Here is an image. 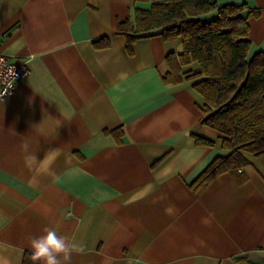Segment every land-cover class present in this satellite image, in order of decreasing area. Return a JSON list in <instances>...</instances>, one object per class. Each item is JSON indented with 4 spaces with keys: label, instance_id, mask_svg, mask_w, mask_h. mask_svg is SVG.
<instances>
[{
    "label": "crops",
    "instance_id": "obj_1",
    "mask_svg": "<svg viewBox=\"0 0 264 264\" xmlns=\"http://www.w3.org/2000/svg\"><path fill=\"white\" fill-rule=\"evenodd\" d=\"M215 1L259 11L247 60L264 52V0ZM151 3L0 0V52L30 67L0 96V264H23L45 228L84 246L70 264H264V155L190 188L230 150L202 123L195 79L163 82L180 37L128 52L117 22Z\"/></svg>",
    "mask_w": 264,
    "mask_h": 264
},
{
    "label": "trees",
    "instance_id": "obj_2",
    "mask_svg": "<svg viewBox=\"0 0 264 264\" xmlns=\"http://www.w3.org/2000/svg\"><path fill=\"white\" fill-rule=\"evenodd\" d=\"M152 1L149 8L135 7L132 16L117 22L116 29L126 37L128 52L140 38L159 35L163 39L180 37L182 52L166 56V84L194 80L193 88L202 96V123L223 135L227 156L216 157L190 184L199 191L219 174L237 170L249 161L243 152L264 155V52L247 60L250 48L248 19L259 11L245 4L218 6L215 0ZM216 11L208 22L197 19ZM110 45L107 36L93 41L95 48ZM193 64L197 68L192 69ZM197 144L212 146L208 138L194 135ZM119 140V139H118ZM23 264H39L26 253ZM234 264H253L238 256Z\"/></svg>",
    "mask_w": 264,
    "mask_h": 264
},
{
    "label": "clouds",
    "instance_id": "obj_3",
    "mask_svg": "<svg viewBox=\"0 0 264 264\" xmlns=\"http://www.w3.org/2000/svg\"><path fill=\"white\" fill-rule=\"evenodd\" d=\"M167 211L169 209H166ZM44 233L30 240L34 261H42L43 264H70L74 252H84L82 244L57 235L54 229L45 228Z\"/></svg>",
    "mask_w": 264,
    "mask_h": 264
},
{
    "label": "built area",
    "instance_id": "obj_4",
    "mask_svg": "<svg viewBox=\"0 0 264 264\" xmlns=\"http://www.w3.org/2000/svg\"><path fill=\"white\" fill-rule=\"evenodd\" d=\"M29 74L30 67L27 60H12L0 52V96L12 93L16 82Z\"/></svg>",
    "mask_w": 264,
    "mask_h": 264
}]
</instances>
